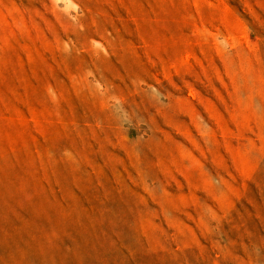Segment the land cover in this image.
I'll return each instance as SVG.
<instances>
[{
    "label": "rangeland",
    "instance_id": "1",
    "mask_svg": "<svg viewBox=\"0 0 264 264\" xmlns=\"http://www.w3.org/2000/svg\"><path fill=\"white\" fill-rule=\"evenodd\" d=\"M0 264H264V0H0Z\"/></svg>",
    "mask_w": 264,
    "mask_h": 264
}]
</instances>
